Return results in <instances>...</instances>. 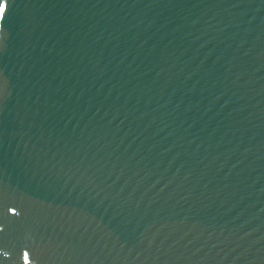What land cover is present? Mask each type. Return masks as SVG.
I'll return each instance as SVG.
<instances>
[{
    "label": "water",
    "instance_id": "water-1",
    "mask_svg": "<svg viewBox=\"0 0 264 264\" xmlns=\"http://www.w3.org/2000/svg\"><path fill=\"white\" fill-rule=\"evenodd\" d=\"M0 264H264V0H2Z\"/></svg>",
    "mask_w": 264,
    "mask_h": 264
},
{
    "label": "snow or ice",
    "instance_id": "snow-or-ice-1",
    "mask_svg": "<svg viewBox=\"0 0 264 264\" xmlns=\"http://www.w3.org/2000/svg\"><path fill=\"white\" fill-rule=\"evenodd\" d=\"M5 10H6V4H4L2 0H0V19H2Z\"/></svg>",
    "mask_w": 264,
    "mask_h": 264
}]
</instances>
